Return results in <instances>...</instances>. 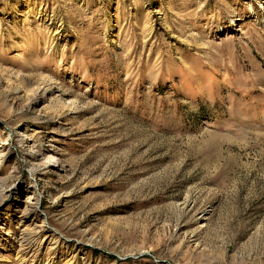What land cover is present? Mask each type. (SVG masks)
I'll list each match as a JSON object with an SVG mask.
<instances>
[{
	"label": "rangeland",
	"instance_id": "obj_1",
	"mask_svg": "<svg viewBox=\"0 0 264 264\" xmlns=\"http://www.w3.org/2000/svg\"><path fill=\"white\" fill-rule=\"evenodd\" d=\"M0 264H264V0H0Z\"/></svg>",
	"mask_w": 264,
	"mask_h": 264
},
{
	"label": "bare ground",
	"instance_id": "obj_2",
	"mask_svg": "<svg viewBox=\"0 0 264 264\" xmlns=\"http://www.w3.org/2000/svg\"><path fill=\"white\" fill-rule=\"evenodd\" d=\"M113 36H115V35H113ZM109 39H110V41L109 42H114L115 40H114V37H109ZM44 85H48V84H44ZM41 95H43V93H41ZM34 103H36V98L35 97H33L31 100H30V105L31 104H34Z\"/></svg>",
	"mask_w": 264,
	"mask_h": 264
},
{
	"label": "trees",
	"instance_id": "obj_3",
	"mask_svg": "<svg viewBox=\"0 0 264 264\" xmlns=\"http://www.w3.org/2000/svg\"><path fill=\"white\" fill-rule=\"evenodd\" d=\"M201 109H203V108L201 107Z\"/></svg>",
	"mask_w": 264,
	"mask_h": 264
}]
</instances>
